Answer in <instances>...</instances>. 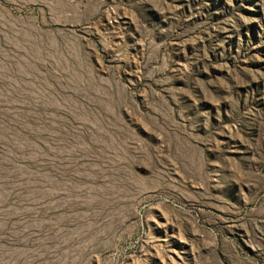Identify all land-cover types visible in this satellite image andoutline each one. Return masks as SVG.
Here are the masks:
<instances>
[{
	"label": "rangeland",
	"instance_id": "1",
	"mask_svg": "<svg viewBox=\"0 0 264 264\" xmlns=\"http://www.w3.org/2000/svg\"><path fill=\"white\" fill-rule=\"evenodd\" d=\"M0 264H264V0H0Z\"/></svg>",
	"mask_w": 264,
	"mask_h": 264
}]
</instances>
